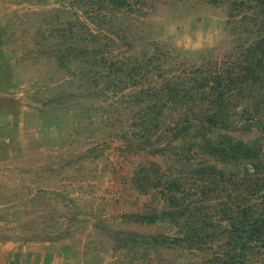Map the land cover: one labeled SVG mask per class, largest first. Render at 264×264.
<instances>
[{
  "label": "rangeland",
  "instance_id": "rangeland-1",
  "mask_svg": "<svg viewBox=\"0 0 264 264\" xmlns=\"http://www.w3.org/2000/svg\"><path fill=\"white\" fill-rule=\"evenodd\" d=\"M20 124L0 152V240L63 264H264V38L251 0H6ZM246 56V55H245Z\"/></svg>",
  "mask_w": 264,
  "mask_h": 264
},
{
  "label": "crops",
  "instance_id": "crops-1",
  "mask_svg": "<svg viewBox=\"0 0 264 264\" xmlns=\"http://www.w3.org/2000/svg\"><path fill=\"white\" fill-rule=\"evenodd\" d=\"M6 0H0V32L6 22ZM0 49V152L20 124L15 100L8 93L3 73L7 67ZM0 264H63L56 248L42 243L5 242L0 240Z\"/></svg>",
  "mask_w": 264,
  "mask_h": 264
},
{
  "label": "trees",
  "instance_id": "trees-1",
  "mask_svg": "<svg viewBox=\"0 0 264 264\" xmlns=\"http://www.w3.org/2000/svg\"><path fill=\"white\" fill-rule=\"evenodd\" d=\"M255 3L256 12L262 14L264 19V0H251ZM243 65L240 71H226L225 73L207 74L204 79L215 83L217 86L225 82V87H230L234 83L263 84L264 83V38H260L253 46L245 50Z\"/></svg>",
  "mask_w": 264,
  "mask_h": 264
}]
</instances>
